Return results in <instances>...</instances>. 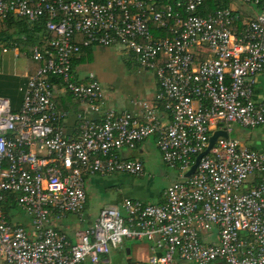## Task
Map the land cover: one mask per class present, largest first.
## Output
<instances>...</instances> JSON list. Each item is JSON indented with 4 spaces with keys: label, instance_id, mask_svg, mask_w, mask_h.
<instances>
[{
    "label": "built area",
    "instance_id": "built-area-1",
    "mask_svg": "<svg viewBox=\"0 0 264 264\" xmlns=\"http://www.w3.org/2000/svg\"><path fill=\"white\" fill-rule=\"evenodd\" d=\"M202 5L0 0V25L9 18L31 27L45 20L46 33L31 50L40 66L22 90L21 109L14 112L0 97V264H98L124 241L150 243L147 262L137 264H264V152L232 137L236 127L264 128V100L255 96L264 78V6L243 20L230 9L206 13ZM151 26L167 35L156 36ZM115 45L153 73L155 101L169 122L163 124L157 106L142 102L139 116L78 115L71 139L62 125L66 114L54 103L56 88L99 114L102 86L91 74L78 82L73 60L85 48ZM216 131L229 137L218 138L186 179ZM153 136L162 162L180 178L164 190L163 203L125 198L106 206L70 243L55 222L84 210L86 180L142 176V162L119 151ZM10 198L28 227L5 213Z\"/></svg>",
    "mask_w": 264,
    "mask_h": 264
},
{
    "label": "crops",
    "instance_id": "crops-1",
    "mask_svg": "<svg viewBox=\"0 0 264 264\" xmlns=\"http://www.w3.org/2000/svg\"><path fill=\"white\" fill-rule=\"evenodd\" d=\"M145 1L156 3L157 6H164L165 4L172 3L176 0ZM202 6H210L209 9L211 11L209 12L216 10L217 8L215 6H227L225 9H230L237 12V14L243 20L253 19L255 15L258 14L253 7L255 4L245 3L242 0H203ZM4 24L5 22L0 25V46H4L7 51L4 53L0 51V97L7 98L10 101L11 109L14 112H18L21 109L23 101L22 90L26 87L28 78L33 75L40 66L39 63L31 59L32 47L38 41L41 42L45 38L46 33L45 31L37 33L35 42H29L26 41V33L21 32L22 28L14 26L5 34ZM151 29L156 36L167 35V33L161 34V32L155 30L154 26H151ZM15 47L17 48L14 49ZM116 58L121 60L122 63L127 68H129L128 70H130L131 74H129L128 77L125 76L126 80L128 81V85H124H127L126 88L122 90V92L118 91L114 96L110 95L108 92L106 94L105 88L102 86L100 79L103 80V82L111 85L116 72L109 71V69L106 68L109 66L110 61L113 59L116 60ZM73 71L78 82H85L90 74L100 82L104 94V107L99 114L92 113L87 106L78 104L68 93L63 92L59 87H57L54 103L60 113L66 114L62 125L69 138L74 139L77 136V127L79 125V122L77 121L78 115L84 116L90 120H95L102 118L107 111L112 110L118 113H130L139 116L142 113V109L139 104L142 102H147L149 105L157 106L158 117L161 119L163 124L169 122L167 112L164 110L162 105L157 104L155 101V95L158 91V83L153 73L149 70L141 68L135 62L134 56L123 47L115 45L110 47L91 46L85 48L82 50L81 55L73 60ZM98 76H100V79ZM111 96L113 98H111ZM255 96L258 100H264L263 77L258 78ZM234 134L236 137L233 138L238 140L244 146L252 150L254 149L255 151L264 152V128L255 130H244L237 128L236 133L234 130ZM153 150H156L161 158L160 152L156 147V137L154 136L149 137L145 142L139 144L134 150H127L126 148L120 150L119 155L122 158L139 160L142 162L144 167V160H148L150 157H152L151 155ZM128 176L130 175H95L87 179V199L84 210L81 212V214L66 215L58 222H55L59 232L66 236L68 241L73 244L76 242L77 235L80 232L92 227L95 220L99 217L101 210L106 206L119 204L125 198L140 200V198L135 197V194H137L136 192H138L141 187L135 183H129V181L126 179ZM103 177L108 178L109 183H112L109 188L115 185H121L119 191L121 194L119 193L120 196L115 198L111 204L101 207L95 213L90 214V193L95 192L100 185L106 183ZM179 180L180 178L178 181ZM252 181L253 180L251 179V182ZM163 193L164 191L157 194L154 193L149 196V198H153L152 201H142L145 199H141L140 201L144 203L161 204L164 201ZM18 212L19 211H13L11 213L12 222L14 221L24 225L25 227H28V220L27 222L23 219L20 220V216L22 215H20ZM149 247L150 245L148 243V245H146V254H148L146 258L142 259L143 256L140 257L142 253L136 251V259L133 261L130 257L131 249L126 246L124 242L122 247L112 250L106 258H101L100 261L102 264L107 262L111 263L112 258L122 256V259H124L126 264H137L139 262L145 263L149 257Z\"/></svg>",
    "mask_w": 264,
    "mask_h": 264
},
{
    "label": "rangeland",
    "instance_id": "rangeland-1",
    "mask_svg": "<svg viewBox=\"0 0 264 264\" xmlns=\"http://www.w3.org/2000/svg\"><path fill=\"white\" fill-rule=\"evenodd\" d=\"M256 11L257 13H259V10ZM106 69H109V71L116 72L111 85L103 82V80L100 79V76H98V78L100 79L102 86L105 88L106 94L108 92L110 95L115 96L118 91L122 92V90L126 88V86L128 85V81L126 80L125 76L128 77L129 74L131 73L130 70H128L129 68H127L122 63V61L117 58L116 60L115 59L111 60L109 66ZM125 84L127 85L124 86ZM111 98L113 97L111 96ZM236 129H235V133H236ZM232 137H236L234 133L232 134ZM152 152H153L151 155L152 157H150V159L148 160L147 159L144 160L143 175L140 177L128 176L126 178L129 181V183H135L136 185L141 187L138 192L135 191L137 193L135 194V197L140 198V200L145 199L142 201H152L153 198L152 197L149 198V196H151L154 193L157 194L159 192H163L171 183H174L179 179L177 172L169 168L161 161V158L159 154L156 152V150L155 151L153 150ZM104 181L106 182L105 184L100 185L95 192L90 193V200H89L90 214L95 213L101 207L111 204V202L121 194L119 192L121 185H115L109 188L110 185H112V183H109L108 178H104ZM16 211H19L18 213L22 215L20 216V220L23 219L27 222L28 219L25 217L24 212L21 209L14 210V212ZM124 242L126 246H128L131 249V255H130L131 260L134 261V259H136V255H135L136 251L142 253L140 255V257L143 256L142 259L148 256V254H146L147 253L146 245H148V242L145 241H124ZM145 262H147V260ZM98 264H102L101 261ZM105 264H126V263L124 259H122V256H117L115 258H112L111 263L107 262Z\"/></svg>",
    "mask_w": 264,
    "mask_h": 264
},
{
    "label": "trees",
    "instance_id": "trees-1",
    "mask_svg": "<svg viewBox=\"0 0 264 264\" xmlns=\"http://www.w3.org/2000/svg\"><path fill=\"white\" fill-rule=\"evenodd\" d=\"M98 1V0H95ZM249 3L251 4H255L254 8L255 10H261L262 7L264 6V0H251ZM210 6H204L205 8V12L208 13L209 11H211L209 9ZM217 9H225L227 8V6H215ZM235 12V11H234ZM237 13V12H235ZM44 25H45V20L41 21L39 24L34 25L33 27H31L28 23H26L24 20H18L16 18H9L5 21L4 24V33L6 34L7 31L9 29H11L12 27H18V28H22V33H26V41L29 42H35V37H37V33L39 32H43L44 31ZM1 39V38H0ZM36 44V43H35ZM56 80L54 79L53 82H55ZM254 150V149H253ZM9 200H12L11 204L8 205V207H5L4 211L6 214H10L11 216H9L10 221L12 220V212L14 210H16V206H15V202L13 201L12 198H10Z\"/></svg>",
    "mask_w": 264,
    "mask_h": 264
},
{
    "label": "water",
    "instance_id": "water-1",
    "mask_svg": "<svg viewBox=\"0 0 264 264\" xmlns=\"http://www.w3.org/2000/svg\"><path fill=\"white\" fill-rule=\"evenodd\" d=\"M228 137H229L228 134L226 132H224V131H216V132H214L211 135L210 139H209V144H208L207 149L202 154H200V155L197 156V158L195 159L194 165L191 167V169L189 170V172H187L185 174L184 177L187 179V178L191 177L194 174V172H195V170L197 168V165H198L200 159L209 153V151L214 146V144L216 143V141H217L218 138L227 139Z\"/></svg>",
    "mask_w": 264,
    "mask_h": 264
}]
</instances>
